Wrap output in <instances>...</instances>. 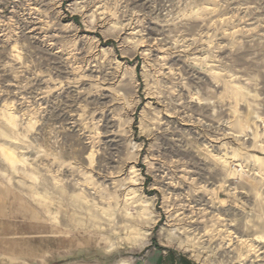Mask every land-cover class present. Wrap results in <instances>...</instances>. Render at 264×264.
<instances>
[{
  "label": "rangeland",
  "instance_id": "374dc122",
  "mask_svg": "<svg viewBox=\"0 0 264 264\" xmlns=\"http://www.w3.org/2000/svg\"><path fill=\"white\" fill-rule=\"evenodd\" d=\"M264 264V0H0V261Z\"/></svg>",
  "mask_w": 264,
  "mask_h": 264
},
{
  "label": "crops",
  "instance_id": "0c3cea01",
  "mask_svg": "<svg viewBox=\"0 0 264 264\" xmlns=\"http://www.w3.org/2000/svg\"><path fill=\"white\" fill-rule=\"evenodd\" d=\"M179 258L161 248H151L146 253L132 256L127 252L112 253L107 250L77 252L72 257L58 259L55 263L42 264H178ZM0 264H9L0 261Z\"/></svg>",
  "mask_w": 264,
  "mask_h": 264
}]
</instances>
